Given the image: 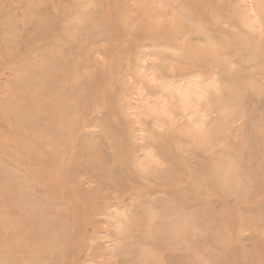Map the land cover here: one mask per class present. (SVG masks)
I'll return each mask as SVG.
<instances>
[{"label": "rangeland", "instance_id": "obj_1", "mask_svg": "<svg viewBox=\"0 0 264 264\" xmlns=\"http://www.w3.org/2000/svg\"><path fill=\"white\" fill-rule=\"evenodd\" d=\"M16 262L264 264V0H0Z\"/></svg>", "mask_w": 264, "mask_h": 264}, {"label": "bare ground", "instance_id": "obj_2", "mask_svg": "<svg viewBox=\"0 0 264 264\" xmlns=\"http://www.w3.org/2000/svg\"><path fill=\"white\" fill-rule=\"evenodd\" d=\"M175 217H176V216H175ZM174 235H175V237H176V236H178V234H177V231H176V230L174 231ZM16 263H17V262H16ZM17 264H20V262H19V263H17Z\"/></svg>", "mask_w": 264, "mask_h": 264}]
</instances>
